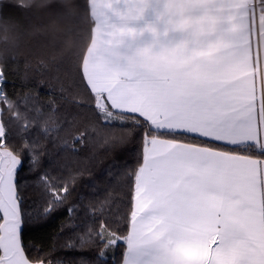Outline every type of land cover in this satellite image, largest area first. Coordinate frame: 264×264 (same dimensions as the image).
Listing matches in <instances>:
<instances>
[{
	"label": "snow or ice",
	"instance_id": "obj_1",
	"mask_svg": "<svg viewBox=\"0 0 264 264\" xmlns=\"http://www.w3.org/2000/svg\"><path fill=\"white\" fill-rule=\"evenodd\" d=\"M16 6L47 10L45 27L54 38L61 20L78 28L84 18L88 26L73 33L78 42H68L75 49L73 103L91 107L93 130L120 127L141 142L130 172L126 234L103 219L64 247L102 245L95 264H106L107 250L115 257L121 245L113 264H264V0H22ZM5 7L0 0V21ZM18 28L0 24V40L14 42ZM53 49L55 60L63 49ZM6 83L0 63V264H52L39 248L30 257L24 245L22 154L38 172L41 215L63 206L70 186L40 171L37 146L9 143L3 111L27 131L40 109L28 94L10 98ZM57 103L51 101L41 129L49 138L63 130ZM88 127L77 128L63 146L76 151ZM107 202L98 205L101 212ZM67 213L71 223L74 208ZM73 264L92 262L81 257Z\"/></svg>",
	"mask_w": 264,
	"mask_h": 264
},
{
	"label": "trees",
	"instance_id": "obj_2",
	"mask_svg": "<svg viewBox=\"0 0 264 264\" xmlns=\"http://www.w3.org/2000/svg\"><path fill=\"white\" fill-rule=\"evenodd\" d=\"M7 4L3 9L5 20L9 26L19 25L16 29L18 38L5 44L0 40V63H6L7 94L17 99L28 94L35 98V106L40 112H33L36 123L27 131H21L15 122L8 120L9 113L3 111V122L7 125L8 140L17 148L25 141L37 146L41 162L40 171H46L54 181L61 186L67 181L71 195L65 204L48 216L41 215L44 209L42 188L37 186L38 172L30 170L29 154H22L23 166L18 171L17 180L20 186L22 206L24 210L23 240L28 248V255L35 257L36 249L45 261L52 264L64 261V264L78 262L81 257L95 264L99 248L91 250H69L64 247L70 236L80 231H86L107 219L113 230L120 229L126 234L127 213L130 209V192L134 178L130 172L137 167L141 153L140 137L133 139L127 129L120 127H103L93 130L88 127L92 109L87 104L73 103L76 95L75 65L69 59L75 51L69 46V41L78 42L73 33L82 31L88 25L81 16L78 28H74L67 20H61V30L55 33V38L46 25L50 17L45 9L20 8L22 0H2ZM85 3L86 0H77ZM59 44L62 55L53 56V45ZM43 59L44 64L40 61ZM27 62V67L25 64ZM63 89V91H62ZM55 99L58 101L55 118L63 130L58 135L49 138L41 129L44 120L51 114L49 105ZM23 123V122H21ZM88 127L89 135L85 143H77L76 151H70L63 146L64 140L71 142L76 129ZM75 177V183L71 178ZM105 204L103 212L98 209L100 202ZM74 208L69 222L67 209ZM123 245L113 250H107L106 264H113L121 259Z\"/></svg>",
	"mask_w": 264,
	"mask_h": 264
},
{
	"label": "water",
	"instance_id": "obj_3",
	"mask_svg": "<svg viewBox=\"0 0 264 264\" xmlns=\"http://www.w3.org/2000/svg\"><path fill=\"white\" fill-rule=\"evenodd\" d=\"M20 170V169H19Z\"/></svg>",
	"mask_w": 264,
	"mask_h": 264
}]
</instances>
